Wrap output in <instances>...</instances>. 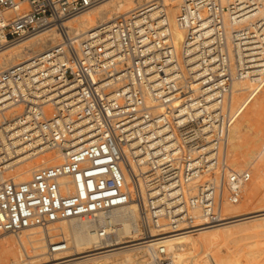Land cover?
Here are the masks:
<instances>
[{"label": "built area", "instance_id": "1", "mask_svg": "<svg viewBox=\"0 0 264 264\" xmlns=\"http://www.w3.org/2000/svg\"><path fill=\"white\" fill-rule=\"evenodd\" d=\"M110 1L0 0V53L60 37L0 72V168L31 147L36 158L62 155L27 182L0 180V236L43 230L46 264L70 259L61 223L88 221L91 235L112 241L99 215L133 195L143 238L187 231L193 219L214 227L252 178L228 162L231 95L237 81L264 82V0H154L74 39L66 24ZM149 264L174 262L160 247Z\"/></svg>", "mask_w": 264, "mask_h": 264}, {"label": "bare ground", "instance_id": "2", "mask_svg": "<svg viewBox=\"0 0 264 264\" xmlns=\"http://www.w3.org/2000/svg\"><path fill=\"white\" fill-rule=\"evenodd\" d=\"M151 1L154 0H112L68 22L66 26L70 29L74 39H80L97 26L107 24L116 16L127 14ZM178 6V2L173 1L171 3L169 18L173 40L177 51L180 52L185 33L175 25ZM59 44L60 37L54 31L45 32L28 39L18 46L0 53V72L28 61ZM250 85L249 82L237 81L234 84L233 93L241 92ZM35 151V147H31L15 158L2 159V162L4 160L6 163L11 162L0 168V180L5 179L6 171L16 167L18 171L16 170L17 172L12 178L16 183H24L31 179V175L37 169L62 163L61 154L49 152L45 154L48 159H41L42 163L33 167L29 162L37 159ZM27 163V168H21ZM126 182L129 184L128 179ZM133 198L132 195V201L128 205L99 215L101 224L109 222L113 224L115 237L112 241L100 242L90 234L92 226L90 222L85 220H71L55 226L71 239V248L65 254V257L70 259L63 264H149L155 260L156 250L160 247L166 249L174 264H256L258 257L260 260L262 259L261 256L264 251H255L256 244H254L253 239H256L259 231H264V210L255 212L256 215L253 216H250L251 214L225 216L227 219L225 223L209 228H200L201 222L198 219H193L189 227L183 228L187 231L179 232L182 230H178L173 235L163 238L160 237L162 235L160 230L151 229L149 235L143 238L138 222V215H141L140 208ZM31 230L37 231L27 233ZM31 230L15 235L16 240L10 238L0 242V264H46L49 262L46 260L43 263H38L48 257L46 255L45 232L41 229ZM1 238L3 235L0 236V240ZM27 243L30 248L27 247ZM14 244L19 246L18 255L12 253L11 247ZM36 244L42 246L37 247ZM39 249H42L43 253H38ZM140 254L142 255L139 256ZM60 257V255H56L53 261H57Z\"/></svg>", "mask_w": 264, "mask_h": 264}, {"label": "rangeland", "instance_id": "3", "mask_svg": "<svg viewBox=\"0 0 264 264\" xmlns=\"http://www.w3.org/2000/svg\"><path fill=\"white\" fill-rule=\"evenodd\" d=\"M231 111L233 120L229 130L228 149L230 169L237 172L248 171L252 178L250 183L245 187L240 201L234 205H225L223 213L224 216H241L246 214L253 216L256 215L255 212L264 210V154L262 152L264 147V82L259 85L251 84L241 92H234ZM52 156L54 155L52 154ZM41 159L46 160L48 157H39L30 161L29 164L34 167L38 163H42ZM27 165L28 163L21 166V168H27ZM16 170L13 173H5L4 177L10 178L14 176L18 171ZM139 217L140 215H138V222ZM35 231L37 230H31L27 233H35ZM259 234H257L256 239H253L254 244H256L254 248L257 252L264 251V231H259ZM10 238L16 240L17 237L15 235H3L0 242ZM36 246L40 247L42 245L36 244ZM27 247L30 248L28 243ZM11 250L13 255H18L19 246L14 244ZM38 253H43L42 249H39ZM263 253L262 259L260 260V257H258L256 264H264ZM46 260L50 261L52 259L46 257L38 263H43Z\"/></svg>", "mask_w": 264, "mask_h": 264}]
</instances>
